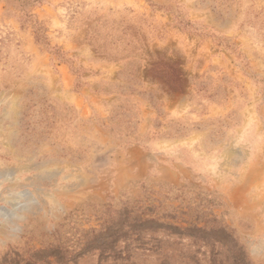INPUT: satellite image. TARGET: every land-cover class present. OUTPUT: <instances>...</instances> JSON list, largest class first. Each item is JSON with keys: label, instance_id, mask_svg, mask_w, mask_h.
Returning <instances> with one entry per match:
<instances>
[{"label": "rangeland", "instance_id": "rangeland-1", "mask_svg": "<svg viewBox=\"0 0 264 264\" xmlns=\"http://www.w3.org/2000/svg\"><path fill=\"white\" fill-rule=\"evenodd\" d=\"M0 264H264V0H0Z\"/></svg>", "mask_w": 264, "mask_h": 264}]
</instances>
